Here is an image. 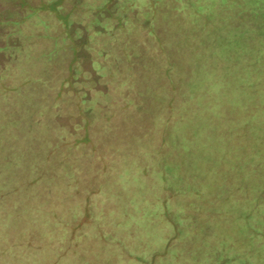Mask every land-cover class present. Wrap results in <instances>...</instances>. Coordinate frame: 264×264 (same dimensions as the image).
Wrapping results in <instances>:
<instances>
[{
	"label": "rangeland",
	"instance_id": "1",
	"mask_svg": "<svg viewBox=\"0 0 264 264\" xmlns=\"http://www.w3.org/2000/svg\"><path fill=\"white\" fill-rule=\"evenodd\" d=\"M220 15L0 0V264H264V36Z\"/></svg>",
	"mask_w": 264,
	"mask_h": 264
},
{
	"label": "trees",
	"instance_id": "2",
	"mask_svg": "<svg viewBox=\"0 0 264 264\" xmlns=\"http://www.w3.org/2000/svg\"><path fill=\"white\" fill-rule=\"evenodd\" d=\"M189 1L190 3L194 4L200 10L201 14L204 15L201 18H205L206 20H208V22L214 15H220L222 13L227 12V14H225L227 15V17H225L224 14L222 16L220 15V18L223 20V23L220 24L218 28V30L220 31V29L223 27V29H225V35L223 36V34H221L220 32H215V35H218V38L210 37L209 39L208 37H206V35L204 36L202 32L200 35L202 36V38L199 40L200 41L199 44L200 45L204 44L203 48L204 47L207 48L208 46L210 47L212 45H215V43L219 46L224 45V44L229 45L230 42H233L235 40V42L238 43L235 47L244 49L243 46H249L252 42L251 39L247 41V39L251 38V33H257V34H260L261 36H264V0H202V3H200V0H189ZM248 3L251 6H248L249 5ZM259 3H262L263 5H259ZM230 8H234L232 10L234 11L233 14H230L229 12ZM246 10L250 11L247 13H249L250 16L253 17L251 19V22L250 21L247 22L246 19L243 18L245 16L242 17L240 15L246 12ZM228 18L230 20H226ZM196 22L197 20H192V22L190 21L189 24L187 25L186 31H189L187 32V36H188V33L191 32V30H194L196 28L197 26ZM211 23L214 24V22H211ZM228 35L229 36L233 35V38L228 37ZM205 37L206 39L204 40ZM192 38L194 37L192 36ZM200 48H202V45ZM200 50L202 51L203 49H200ZM236 58L240 59L238 58V56ZM260 58H262V56H260ZM186 60L188 61V58H186ZM237 62H240V61H237ZM188 63L190 66V61ZM188 63H187V66H188ZM202 65L203 64H201V66ZM244 65L246 64L241 61L240 63H238L237 66L239 67V70H242L245 67ZM256 74L257 75L260 74V71H256ZM218 77L222 78L220 81L221 84H219L221 85L219 86V90L222 91L221 93L223 96L226 93L231 92L230 96L228 94V96L231 98V97H234L232 95L235 91H237L238 94L242 93L245 83L244 81H242L241 77L237 76L236 73L234 74L231 71V74H230L229 71H226L224 72V74ZM229 88L231 89V91L229 90ZM197 248L199 249L201 247L199 246ZM207 248H209V250L202 252V255L201 253L200 254L195 253L192 256L191 253H194L195 250L191 251L188 257L186 258L184 264H208L209 260L214 261L215 264H222V262L220 263L216 262V258L214 254L216 251L214 250V247L207 246ZM203 258H205L204 261L202 260Z\"/></svg>",
	"mask_w": 264,
	"mask_h": 264
}]
</instances>
